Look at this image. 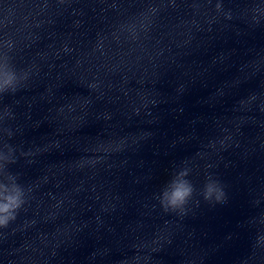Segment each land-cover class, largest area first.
Masks as SVG:
<instances>
[{"label": "clouds", "instance_id": "obj_1", "mask_svg": "<svg viewBox=\"0 0 264 264\" xmlns=\"http://www.w3.org/2000/svg\"><path fill=\"white\" fill-rule=\"evenodd\" d=\"M221 7L220 3L216 4L217 11H220ZM254 11L258 12L260 9L257 8ZM26 79L27 73L22 70L18 71L9 56L5 55L0 60V94L14 93ZM90 87H95V85ZM3 149H7V153L0 151V228H6L17 218L30 191L18 183L17 174L7 171V165L16 162L13 147L5 143ZM189 174L190 169L188 168L176 171L158 194L157 199L165 212H178L182 215L185 213L187 205L197 191L193 182L188 178ZM200 194L210 204L224 203L226 198V192L221 183L210 175L206 177ZM261 243H264V235L257 237V244Z\"/></svg>", "mask_w": 264, "mask_h": 264}]
</instances>
